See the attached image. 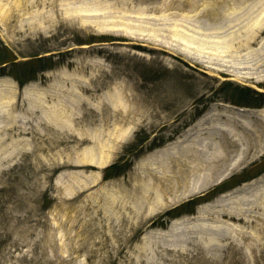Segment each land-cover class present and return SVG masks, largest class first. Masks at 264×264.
I'll use <instances>...</instances> for the list:
<instances>
[{"label": "rangeland", "instance_id": "obj_1", "mask_svg": "<svg viewBox=\"0 0 264 264\" xmlns=\"http://www.w3.org/2000/svg\"><path fill=\"white\" fill-rule=\"evenodd\" d=\"M198 47L232 51L182 53ZM248 58L264 64V0H0V85L19 108L40 92L54 124L13 130L34 147L0 167V264H264V81L230 74ZM187 150L209 167L151 204L146 163Z\"/></svg>", "mask_w": 264, "mask_h": 264}, {"label": "bare ground", "instance_id": "obj_2", "mask_svg": "<svg viewBox=\"0 0 264 264\" xmlns=\"http://www.w3.org/2000/svg\"><path fill=\"white\" fill-rule=\"evenodd\" d=\"M254 34V33H253ZM251 35V39H253L254 35ZM173 38H176L174 36ZM177 39V38H176ZM252 41V40H251ZM251 41H244L240 44L242 46L246 45L248 46V49L251 47L252 43ZM193 51L190 50H184L182 53L187 56L188 58L194 59L195 61L201 63L203 58H206L207 55H216L217 53H231L230 49H225V50H220L216 48H210V47H198V48H193ZM258 52V51H257ZM256 51L252 50L248 54H254L257 53ZM250 60H253L251 58H248L246 60H239V65H240V74H236L233 72H229L235 79L245 81L246 79H252L257 82L264 81V75L260 74L263 72V65L260 64L259 62H251ZM241 61V62H240ZM205 66L210 67V68H215L212 67L208 64ZM245 67H252L248 68V70ZM246 69V70H245ZM221 71H224L220 69ZM249 71H253L256 74H250L248 75ZM259 74V76H258ZM3 85V86H2ZM40 93V92H39ZM37 91H34L33 93L29 92L28 89H24L22 91L23 94V108H19L18 106V90L17 86L12 83V82H4L0 85V167L4 165L5 162L9 160H14L16 159L21 153L26 152V153H31L33 149V140L31 136H26V137H14L13 136V130H17V132H23L24 134H29L32 130V127H35L36 129H46V126L48 125H54L49 122V107L44 99L42 98V94H39ZM47 93V92H46ZM44 95V94H43ZM115 96L110 95V98H114ZM122 96H119L118 98H121ZM56 113L55 116L60 118L63 117L62 110H58V106L56 107ZM42 113V118H37L36 116L38 113ZM58 120V119H57ZM63 121V119H62ZM61 121V124H62ZM30 122H32V125L30 126ZM125 130H122V133H124ZM117 132L111 133L112 138L115 140L120 139V135L118 133H121V130L118 131V135H116ZM121 135H124L122 134ZM232 138L238 142L239 144L242 142V137L239 134V131H233L230 133ZM80 139L88 137L89 139L93 140L95 144L98 143V136L92 137V134H79L78 135ZM224 141L223 137L219 138L218 140V146L219 144H222ZM218 149V148H217ZM166 150H162L161 152H166ZM164 155V153H163ZM164 157V158H163ZM163 157L160 156V158L153 159V161H148L146 163L147 169L150 170L152 175V178L149 179L150 183H144L142 184V188H145L148 185L151 184L152 188L157 187V199L156 202L153 201L151 204L157 203L158 208H161L164 206V204H169L170 201H174L175 197L181 196L185 197L188 196L191 193L192 187L190 186V175L194 174L193 172L198 173V171H205V169L209 166H205L203 162L199 161L198 158L197 160L195 157H192V155H189V150L186 151V153L183 156V163H181L182 159H179L176 154L174 153H169L168 155L165 154ZM226 158V157H225ZM111 160V157L109 158L108 156H104L102 160L97 161L95 157H91L89 160H86L84 165H89V166H95L98 168H103L104 166L107 165V163ZM239 159L234 160V163L238 162ZM176 164V168L180 169L182 164L184 166L188 165V169L184 170V180L181 183L175 182L176 176H167V173H169V169H171L172 164ZM82 164V163H81ZM154 165L156 166L154 168ZM153 167V169H152ZM167 183V184H165ZM178 185V186H177ZM162 186L166 187L165 195L161 194L160 191L162 189ZM217 204L218 201H217ZM157 209H153L151 213L156 211ZM199 214L202 212V209L199 208L198 210Z\"/></svg>", "mask_w": 264, "mask_h": 264}]
</instances>
